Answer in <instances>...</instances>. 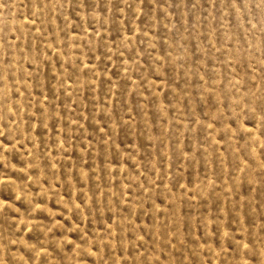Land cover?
<instances>
[{
    "label": "rangeland",
    "instance_id": "374dc122",
    "mask_svg": "<svg viewBox=\"0 0 264 264\" xmlns=\"http://www.w3.org/2000/svg\"><path fill=\"white\" fill-rule=\"evenodd\" d=\"M0 264H264V0H0Z\"/></svg>",
    "mask_w": 264,
    "mask_h": 264
}]
</instances>
